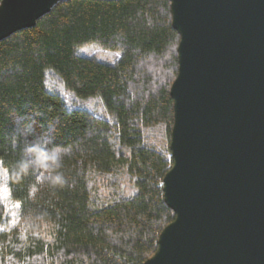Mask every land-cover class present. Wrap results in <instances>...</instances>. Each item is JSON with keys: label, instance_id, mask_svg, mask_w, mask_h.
<instances>
[{"label": "trees", "instance_id": "trees-1", "mask_svg": "<svg viewBox=\"0 0 264 264\" xmlns=\"http://www.w3.org/2000/svg\"><path fill=\"white\" fill-rule=\"evenodd\" d=\"M178 40L168 0H60L0 40V167L13 205L0 199V264H143L152 255L174 217L161 181ZM86 46L118 57L80 54ZM61 89L99 96L107 116L68 108Z\"/></svg>", "mask_w": 264, "mask_h": 264}, {"label": "water", "instance_id": "water-1", "mask_svg": "<svg viewBox=\"0 0 264 264\" xmlns=\"http://www.w3.org/2000/svg\"><path fill=\"white\" fill-rule=\"evenodd\" d=\"M60 0H0V40ZM174 213L143 264H264V0H168Z\"/></svg>", "mask_w": 264, "mask_h": 264}, {"label": "rangeland", "instance_id": "rangeland-1", "mask_svg": "<svg viewBox=\"0 0 264 264\" xmlns=\"http://www.w3.org/2000/svg\"><path fill=\"white\" fill-rule=\"evenodd\" d=\"M80 54L83 55H87V56H94L95 58H97L100 61H104V62H109L112 63L113 61H115L118 57V54L112 50H108V49H101L99 47L96 46H86L80 49L79 51ZM51 76H48V80L51 83H48V85L52 86V87H57V82L51 78ZM56 79V78H55ZM61 95L66 99L67 102V107L68 108H85L93 113H95L98 116L104 117L107 116V111L103 105V102L101 100V98L99 96H90V97H86V98H78V97H74L70 94L69 91L66 90H60ZM3 173V168L0 167V199L7 205V208L10 209L13 205L11 204L12 200L9 198V190L8 188H5L2 185V176ZM127 181V179H126ZM124 182L125 186L124 188H122L123 191H126L128 187H130L131 185L127 182ZM130 191V190H128ZM32 224H34L36 226V228H40L41 230H43L44 232H48V227L45 223H34L31 222Z\"/></svg>", "mask_w": 264, "mask_h": 264}, {"label": "clouds", "instance_id": "clouds-1", "mask_svg": "<svg viewBox=\"0 0 264 264\" xmlns=\"http://www.w3.org/2000/svg\"><path fill=\"white\" fill-rule=\"evenodd\" d=\"M24 131L25 132H28L29 134L31 132L34 131L33 129V123L32 122H27L25 121L24 122ZM47 143V141H45L43 144H31L29 145L28 148L25 149L26 152L28 153H32L34 150H43L44 148V145ZM51 158L56 161V162H59V159H60V151H59V147H57V150H55L52 155H51Z\"/></svg>", "mask_w": 264, "mask_h": 264}]
</instances>
